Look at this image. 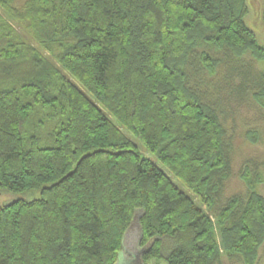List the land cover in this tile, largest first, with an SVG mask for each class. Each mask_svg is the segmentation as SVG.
Here are the masks:
<instances>
[{"label": "trees", "instance_id": "1", "mask_svg": "<svg viewBox=\"0 0 264 264\" xmlns=\"http://www.w3.org/2000/svg\"><path fill=\"white\" fill-rule=\"evenodd\" d=\"M248 12L247 0H0V192L38 195L0 206V264H123L138 212L132 264L255 263L261 176L246 171L247 195L220 202L230 139L193 85L247 53L264 62ZM241 63L249 76L234 72L226 94L264 110V74Z\"/></svg>", "mask_w": 264, "mask_h": 264}, {"label": "rangeland", "instance_id": "2", "mask_svg": "<svg viewBox=\"0 0 264 264\" xmlns=\"http://www.w3.org/2000/svg\"><path fill=\"white\" fill-rule=\"evenodd\" d=\"M23 2L24 0H16V4L20 6H22ZM247 6L249 12L245 17V24L255 34L258 44L264 46V25L261 21L262 0H247ZM14 28L25 37L20 28L16 26H14ZM241 62L250 64L248 68H250L253 75L264 74V62L258 63L254 61L248 53L243 56ZM241 62L235 61L233 67L229 70L223 69L222 73L219 76L217 75V78L215 76H210L214 77V80H212L213 78L204 76L206 82L201 79H196V82L193 84L199 98L203 97V99L213 107L219 106L221 110L218 112L219 119L227 133V137L230 139L232 148L229 163L230 173L221 187L219 193L220 202H225L228 198L233 196L245 197L247 195V187L242 178L246 171H249L250 175L255 172L260 174L261 182L256 185L255 191L264 199V110L252 101L251 96H246V99L238 103L237 100L240 99V96L226 94L225 87L228 86L229 82H232L231 79L234 72L243 75V79L244 76L248 75V69L244 67ZM210 79L212 81H210ZM237 82H239L238 79H235L234 83L236 84ZM237 89L241 91L243 86L241 87V85H238ZM221 93H223V95H221ZM123 133L130 141L136 144L137 149L145 158L152 160L159 168L163 169L165 173L169 175L160 163H158L151 154L145 151L130 134L125 131H123ZM248 133L256 134L255 142H251L247 139ZM172 180L180 190L187 192L185 187L178 180L173 178ZM37 196V193L10 194L7 192H0V206L16 200H31ZM196 203L199 204L198 201H196ZM202 209L207 212L204 207H202ZM140 213L141 212H138L136 214L132 226L124 237L123 251L121 253V261L123 264H132V262L137 261L142 252L138 245L140 239L138 218ZM147 264H166V261L162 257L153 259ZM222 264L243 263L239 256L227 257L224 255ZM254 264H264V238L256 249Z\"/></svg>", "mask_w": 264, "mask_h": 264}]
</instances>
